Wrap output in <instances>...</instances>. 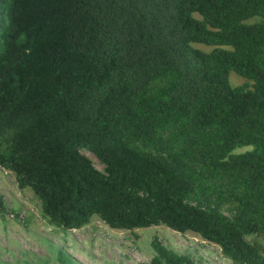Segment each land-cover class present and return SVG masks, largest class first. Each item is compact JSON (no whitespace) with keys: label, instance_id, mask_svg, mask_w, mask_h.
Wrapping results in <instances>:
<instances>
[{"label":"trees","instance_id":"trees-1","mask_svg":"<svg viewBox=\"0 0 264 264\" xmlns=\"http://www.w3.org/2000/svg\"><path fill=\"white\" fill-rule=\"evenodd\" d=\"M0 167L62 231L164 225L264 264V0H0Z\"/></svg>","mask_w":264,"mask_h":264},{"label":"rangeland","instance_id":"rangeland-1","mask_svg":"<svg viewBox=\"0 0 264 264\" xmlns=\"http://www.w3.org/2000/svg\"><path fill=\"white\" fill-rule=\"evenodd\" d=\"M192 46L210 49L201 44ZM228 79L231 85L243 81L233 72ZM82 154L102 171V165L90 152ZM0 196V264H65L59 259V250L70 260L67 264H149L154 255L152 238L178 254L188 255L194 264H231L215 244L192 232L178 233L164 225L112 229L92 216L86 225L62 231L42 216L31 190L19 188L13 174L1 167Z\"/></svg>","mask_w":264,"mask_h":264}]
</instances>
